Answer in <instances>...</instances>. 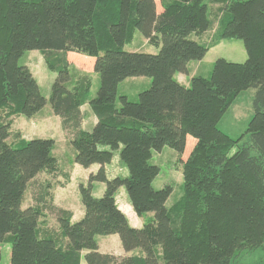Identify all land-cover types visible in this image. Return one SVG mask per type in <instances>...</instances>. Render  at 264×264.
<instances>
[{
  "label": "trees",
  "instance_id": "16d2710c",
  "mask_svg": "<svg viewBox=\"0 0 264 264\" xmlns=\"http://www.w3.org/2000/svg\"><path fill=\"white\" fill-rule=\"evenodd\" d=\"M209 1L0 0V264L5 243L11 264H240L263 249L264 0H211L215 12ZM137 32L159 52L125 50ZM227 39L243 40L244 62L218 58L210 76L196 75L189 86L176 79ZM32 50L57 74L49 100L20 64ZM75 58L100 76L96 96L91 76L72 67ZM133 77L152 79L137 101L119 95ZM249 89L254 113L235 139L219 123ZM48 101L72 131L75 163L100 166L79 187L86 214L75 222L48 201L52 184L37 180L61 171L55 140L17 133L11 143L13 121L4 120L33 117ZM86 104L98 119L91 131L82 128ZM166 146L178 153L184 177L172 206L173 187L154 186L161 168L152 160ZM116 152L128 174L109 178ZM96 182L105 184L101 197ZM32 186L34 204L24 206ZM122 187L145 218L141 227L118 205ZM47 212L59 222L58 237L43 226ZM115 234L126 255L100 251L98 236Z\"/></svg>",
  "mask_w": 264,
  "mask_h": 264
},
{
  "label": "rangeland",
  "instance_id": "374dc122",
  "mask_svg": "<svg viewBox=\"0 0 264 264\" xmlns=\"http://www.w3.org/2000/svg\"><path fill=\"white\" fill-rule=\"evenodd\" d=\"M209 4L212 11L215 12L218 5L211 2V0L209 1ZM216 26L218 27V18L216 19ZM217 27L210 33L211 39H213V36L215 34L214 31L216 32ZM218 44H216L217 46H212L207 55L202 60L190 62L192 64L190 70L192 75L199 73V75L209 76L213 70L214 63L218 58L224 57L233 62H244L248 57L244 42L241 39H227L223 40L219 45ZM125 50L155 54L159 52L160 48L151 44L140 32H137L134 40L130 44H127L125 46ZM35 52L41 54V51L39 50L27 51L20 59V64L25 65L28 59L32 58V55H34L33 53ZM43 66L44 67L42 68V72H38L36 76L41 84L42 94L49 100L51 96L52 85L54 83V80L56 79L57 74L49 70L45 61H43ZM195 66H199L198 70H195ZM72 67L74 68V66ZM191 76L189 77V82H186L189 83L187 84L188 86L190 85ZM100 82V76L96 74V78H94V84L91 91L92 96H96L100 87ZM151 85L152 79L149 77L129 78L119 85V95L125 94L129 97L130 101H137L139 98V93L149 89ZM254 95V89L244 91L221 119L219 128L229 134L232 138L236 139L240 137L247 130L249 122L254 113ZM5 112L3 113V118H5ZM35 116V118L34 116L29 118L23 115H14L10 118L6 117L4 119L5 121H13V136L10 138V142H19L20 139L15 137L17 133H20L21 137H23L24 139L54 138L55 147L53 153L59 159L60 166L62 168L65 167L66 173L70 176L72 173L74 174L75 181H72V184L70 183L67 186V181H65L67 180V178L64 174H61L57 179H55L46 173L40 174L37 180L38 182H48L49 180H51L56 188H53V192H50V202H56V200L54 201L52 197V194L54 193V198L56 197L55 199H58L60 202H56L57 204H63L64 207H72L75 213L79 215V212L83 210L81 207L83 206V203L79 191V183H81V180H83L85 176L86 180L84 184L87 183L89 175L91 173V167L85 168L82 166L84 170H88V173L86 175V171H84L81 167L77 168L76 165H74L76 151L70 142L72 138V131H67L64 129L62 118L53 113L49 101L43 108V110ZM115 154V157L119 156V152H116ZM179 158L180 157L178 153L174 149L166 146L161 152H156L152 160L154 164L158 165L161 168V172L154 182L155 188L160 189L165 185H171L173 187V193L171 194L167 203L168 206L174 205L178 200L181 199L184 193V177L182 167L178 166ZM92 166L98 165L95 164ZM111 171L113 174H125V168L119 161V159L115 160L114 164L111 167ZM64 182L66 183L63 184ZM60 183L61 185L59 186ZM94 184L93 194L99 193L100 185H103V188H105L104 183L96 182ZM33 191L34 186L29 187V189L27 190L25 196V200L27 203L31 201ZM102 194L103 193H101L98 197H100ZM57 204L54 205L59 207ZM43 220V226L50 228L51 232H53L56 237L60 236L59 222L55 215L53 216L48 214L47 216L43 217ZM98 239L101 241V247L104 251L120 253L122 250L121 248H123L120 237L116 234L98 236ZM259 262L264 263V247L255 255L242 258L240 264H259ZM1 264H11V244H3Z\"/></svg>",
  "mask_w": 264,
  "mask_h": 264
},
{
  "label": "crops",
  "instance_id": "0c3cea01",
  "mask_svg": "<svg viewBox=\"0 0 264 264\" xmlns=\"http://www.w3.org/2000/svg\"><path fill=\"white\" fill-rule=\"evenodd\" d=\"M222 42V41H221ZM221 42H219V44L221 43ZM218 44V45H219ZM217 46V45H216ZM34 55H32V58H30V59H28V61L25 63V65L26 66H28L29 68H30V70L32 71V73H33V75L35 76V78L37 79V76H36V74L38 73V72H42V68L44 67L43 66V61H45L44 60V56H43V54H42V52H41V54H38L37 52H35V53H33ZM224 58V57H223ZM77 60V61H76ZM71 64H72V66H74V67H76V69L78 70V71H80L81 73H85V74H88L89 76H91V78H92V80H93V84H94V78H96V73L94 72V70H93V68H91L90 66L91 65H84L83 63H81L77 58H75V60L73 61H71ZM73 64H77V65H73ZM191 63L189 64V72L187 73V74H182V73H180V74H177L175 77H176V79L181 83V84H183V85H186V86H188L187 84H189V83H186V82H189V80H190V76L192 75L191 74ZM198 68H199V66H195V70L197 69L198 70ZM178 75H180V76H178ZM196 75H199V73H196L195 75H192L191 76V78L192 77H194V76H196ZM202 76H205V75H202ZM210 76V75H209ZM205 77H208V76H205ZM37 81H38V83H39V85H40V88H41V84H40V82H39V80L37 79ZM191 82V81H190ZM94 97V96H93ZM81 110H82V112L83 113H85V119H84V121H83V123H82V128L83 129H85V130H87V131H91L92 129H93V127L96 125V123H97V121H98V119H97V117L95 116V114L93 113V111H92V109L90 108V106L88 105V104H86V105H84L82 108H81ZM40 113V112H39ZM38 113V114H39ZM37 114V115H38ZM36 116H34V118H35ZM57 118V117H56ZM58 119V118H57ZM13 125V124H12ZM24 135V134H23ZM54 139V138H53ZM119 156H116V157H114V159H113V161H112V163L111 164H109V165H107L106 166V170H107V174H108V176H109V178H114V177H117V176H127V174H128V172H127V169L125 168V174L123 173V175H121V174H113L112 173V171H111V167H112V165L114 164V162H115V160H118L119 158H118ZM119 161H120V159H119ZM74 165H76V167L78 168V167H81L82 168V166H80V165H78L77 163H74ZM61 167V166H60ZM99 168H100V166L98 165V166H91V173L90 174H92V173H97V171L99 170ZM83 169V168H82ZM84 170V169H83ZM84 171H86V175H87V173H88V170L86 169V170H84ZM42 174V173H41ZM46 174H48V173H46ZM61 174H64L65 176H66V178H67V180H65V181H67V186L71 183L72 184V181H75L74 180V174L72 173L71 174V176L70 175H68L67 173H66V171H65V167L64 168H62L61 167V171L56 175V176H53V175H51V174H48V175H50V176H52L53 178H55V179H57L58 178V176H60ZM90 176V175H89ZM39 177V176H38ZM38 177H37V179H38ZM85 180H86V176H85V178L83 179V180H81V183H79V185H81V184H84L85 183ZM88 180H89V178H88ZM48 182H50L51 184H52V187H51V189H50V192H53V188H56V186L53 184V182L51 181V180H49ZM48 182H45V181H43V183H48ZM88 182V181H87ZM62 183V182H61ZM61 183L59 184V186L61 185ZM66 182H64L63 184H65ZM87 184V183H86ZM95 185V184H94ZM105 185V184H104ZM63 186H65V185H63ZM105 188H103V185H100V189H99V193H96V194H94L95 196H99L101 193H103L104 194V192H105V190H104ZM104 191V192H103ZM102 194V195H103ZM101 195V196H102ZM26 196V195H25ZM100 196V197H101ZM52 197H53V200L55 201L56 200V202L57 203H60L59 202V200L58 199H55L54 198V193L52 194ZM49 198H51V195L49 196ZM49 198H48V201L50 202V200H49ZM56 202H53V204H57ZM117 202H118V205H119V207H120V209L126 214V216L128 217V219H129V221H130V223H131V225L132 226H134V227H141L143 224H144V222H145V218L144 217H139L137 214H136V212H135V210L133 209V207H132V204H131V202H130V199H129V196H128V194H127V192H126V189H124V188H120L119 189V191H118V193H117ZM24 204H25V206H30V205H32V204H34V201H33V195H32V199H31V201L29 202V203H27L26 202V200L24 201ZM59 207H61V208H63V209H66V210H69V211H71L72 213H73V221L75 222V221H78V220H80V219H82L84 216H85V214H86V211H85V207L84 206H81L82 207V209L83 210H81L79 213V215H77L76 213H75V211L73 210V208L72 207H64V205L63 204H61V205H59V204H57ZM48 214H50V213H46V216L48 215ZM50 215H52V214H50ZM54 216V215H53ZM112 237H114V236H112ZM114 238H116V237H114ZM98 241H99V248H100V251L101 252H103V253H112V254H116V255H126V253H125V251L123 250V248H121L122 250H121V252L120 253H114V252H110V251H104L103 249H102V247H101V241L98 239ZM120 247H121V245H120Z\"/></svg>",
  "mask_w": 264,
  "mask_h": 264
}]
</instances>
